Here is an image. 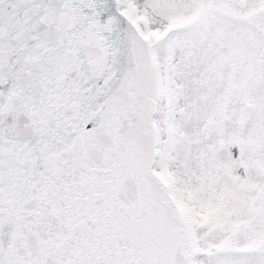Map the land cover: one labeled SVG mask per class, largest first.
<instances>
[{
    "label": "snow or ice",
    "instance_id": "snow-or-ice-1",
    "mask_svg": "<svg viewBox=\"0 0 264 264\" xmlns=\"http://www.w3.org/2000/svg\"><path fill=\"white\" fill-rule=\"evenodd\" d=\"M0 264H264V0H0Z\"/></svg>",
    "mask_w": 264,
    "mask_h": 264
}]
</instances>
